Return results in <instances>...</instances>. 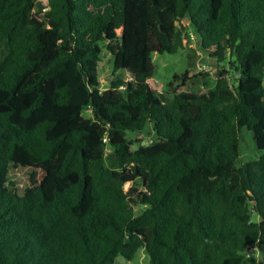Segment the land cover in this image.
<instances>
[{
  "label": "trees",
  "instance_id": "obj_1",
  "mask_svg": "<svg viewBox=\"0 0 264 264\" xmlns=\"http://www.w3.org/2000/svg\"><path fill=\"white\" fill-rule=\"evenodd\" d=\"M184 19L219 64L205 94L150 87L152 55L185 48ZM148 124L156 140L133 150ZM244 128L260 156L239 164ZM14 165L40 185L18 197ZM139 249L150 264H264V0H0V264Z\"/></svg>",
  "mask_w": 264,
  "mask_h": 264
},
{
  "label": "rangeland",
  "instance_id": "obj_2",
  "mask_svg": "<svg viewBox=\"0 0 264 264\" xmlns=\"http://www.w3.org/2000/svg\"><path fill=\"white\" fill-rule=\"evenodd\" d=\"M183 24L188 27L189 37L185 41V48L174 54H153L152 61L155 66L153 78L149 81L151 89L155 91H165L169 84L173 83L174 88H181L182 91H190L194 93L205 94L209 92L215 85L216 79L219 77V64L216 57H209L204 54L199 45L195 42V36L192 28L189 26L187 19L183 20ZM102 62L99 65L100 83L102 90H105L110 81L115 78L113 73V57L111 52L104 47ZM232 78L231 71L225 69ZM118 75V73H117ZM178 80H175V77ZM135 88V85H133ZM86 117L98 119L97 114L92 111L85 112ZM131 141L132 149L135 150L141 145H147L156 140L153 132V125L148 124L142 133L127 134ZM240 163L243 164L250 160L259 158L260 151L256 148L252 133L247 129H243L240 137ZM44 174L38 169L14 165L9 180L5 182V186L13 183L12 186L15 194L20 197L36 189L42 182ZM136 184L141 185V181ZM133 184L127 183L125 190H128ZM251 257L259 259L257 247L254 246L248 250ZM150 258L144 249H139L135 257L129 261L123 257H118L116 264H150Z\"/></svg>",
  "mask_w": 264,
  "mask_h": 264
}]
</instances>
